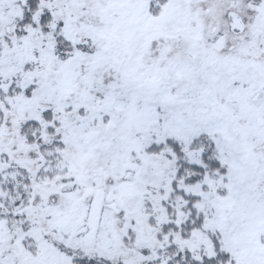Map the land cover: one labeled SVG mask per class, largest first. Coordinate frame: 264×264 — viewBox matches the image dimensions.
I'll list each match as a JSON object with an SVG mask.
<instances>
[{
	"label": "snow or ice",
	"instance_id": "6c2138e0",
	"mask_svg": "<svg viewBox=\"0 0 264 264\" xmlns=\"http://www.w3.org/2000/svg\"><path fill=\"white\" fill-rule=\"evenodd\" d=\"M0 264H264V0H0Z\"/></svg>",
	"mask_w": 264,
	"mask_h": 264
}]
</instances>
